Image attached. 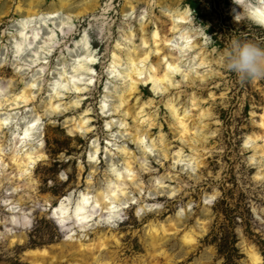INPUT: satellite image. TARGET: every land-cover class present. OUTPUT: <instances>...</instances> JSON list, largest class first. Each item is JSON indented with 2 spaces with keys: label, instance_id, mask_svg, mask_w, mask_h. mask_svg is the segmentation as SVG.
Masks as SVG:
<instances>
[{
  "label": "rangeland",
  "instance_id": "1",
  "mask_svg": "<svg viewBox=\"0 0 264 264\" xmlns=\"http://www.w3.org/2000/svg\"><path fill=\"white\" fill-rule=\"evenodd\" d=\"M29 1L0 0V264H256L254 254L264 264V79L241 81L220 59L233 38L264 46L247 18L255 4L40 0L27 21ZM176 13L187 22L172 33ZM24 28L38 41L14 52ZM134 50L150 53L134 66L142 79L158 61L176 70L140 83L128 115L119 97ZM86 52L96 62L80 71L82 92L59 88ZM172 104L187 118L184 138ZM82 195L90 218L77 224Z\"/></svg>",
  "mask_w": 264,
  "mask_h": 264
},
{
  "label": "bare ground",
  "instance_id": "2",
  "mask_svg": "<svg viewBox=\"0 0 264 264\" xmlns=\"http://www.w3.org/2000/svg\"><path fill=\"white\" fill-rule=\"evenodd\" d=\"M40 0H30L29 2V9H27V16H26V20H30L32 19V17H35L38 15V12L35 11L33 9V6L38 3ZM61 3V9L64 7L65 2L60 1ZM252 3H254L255 5H250L248 11H247V18L253 22L255 25L264 28V0H251ZM236 4L240 5L242 3V0H236L235 1ZM58 10H53L50 12L45 13V15L50 18L53 19L56 17ZM80 15V12L77 14ZM173 23H172V28H171V32L173 33V31L177 30V28L181 25V24H185L186 21V17L183 15V13H176L175 16H173ZM25 27V26H24ZM25 32V28L23 29L22 32H20V41L16 42L15 47H13L14 52H21L22 51V47L23 46H31L34 42L38 41V33H36L35 31H32L30 34V36H28ZM158 32H154L153 33V40L154 43H156L157 38H158ZM66 38V35L63 36V39ZM180 38L183 40L185 45H189L191 43V37L188 34H183L180 36ZM54 39V37H50V41H52ZM164 42L168 41L167 39L163 40ZM156 51H159V49H157ZM112 58L114 63H116V58H117V54L114 52L112 54ZM150 59V53H145V52H136L135 50L129 55L128 57V61L129 64L131 65V67H129V72L126 73L127 77H130V84L128 85V88H126V90L123 92V95L119 97V101H120V106H125V110L127 111L128 115H131L130 112L128 111L127 107L129 105V98L135 94L138 93L139 91V84L140 83H144V84H149V83H153V84H165L167 82H169L170 77L175 73L176 70V60L170 62L169 64H167L166 70L162 71V69H159V65L160 62L158 61L156 63L157 68H154L152 65L150 67V75L148 77H144L143 79L141 78L143 75V70L137 69L134 66L137 65L138 62H143V61H148ZM78 67L75 68L76 70V74L68 79H66V83L64 85L57 83V86L62 87V88H66L67 86L72 85L73 87H75V90L78 92H82V89L79 88V82L82 80V74H81V70L82 71H89L90 67L95 64V59L94 56H92L91 54H89L88 52H86V54L84 56H80L78 58ZM76 62V61H75ZM56 85V84H55ZM59 87V88H60ZM20 99L23 102H29L30 101V93L29 92H21V96ZM54 104H51V107L54 108ZM57 107V105H56ZM51 108V109H52ZM58 108V107H57ZM50 109V108H49ZM169 109H170V113L172 114V116L174 117L175 121L177 122V124L180 127V137L184 138L185 136H187V134L190 133V129L187 125V118L186 116L180 117L177 109L174 107V105H169ZM143 112V108H141L140 112L136 113V115L141 114ZM80 125H82V123L80 122ZM0 127H2V123L0 122ZM261 127L264 128L263 123H261ZM33 125L28 126L22 133H21V138H19L17 143H23V141L28 140L29 138V132L31 129H33ZM25 131H27L28 135L25 136L24 133ZM143 134L142 131H140V129L134 128V138L135 139H139ZM262 155L264 157V145L262 147ZM31 156L27 155L25 157V159H23L24 163H28L31 160ZM36 159H42L44 158V156L42 154H37L35 156ZM10 161L13 162V165L17 168L20 167L21 164H23V162L21 161V159L17 158L16 156H12L10 157ZM131 160H126V164H125V169L128 172L127 177H130V173L132 171V167H131ZM110 193L114 194L115 190H110ZM89 205V197L88 195H82L79 199V201L75 204L74 207V211L76 213V218H77V208L79 207L81 209V211L79 212V216L80 219L77 218L76 223L80 224L83 221H88V219L90 218V215H88L86 213V209ZM114 201H111L108 203L107 205V209L109 211H113L114 210ZM61 227V226H59ZM103 244V243H102ZM40 253V252H39ZM37 253H34V255H36ZM41 254H45V252H42ZM252 260L257 264L259 261V257L257 256V254L251 255Z\"/></svg>",
  "mask_w": 264,
  "mask_h": 264
},
{
  "label": "clouds",
  "instance_id": "3",
  "mask_svg": "<svg viewBox=\"0 0 264 264\" xmlns=\"http://www.w3.org/2000/svg\"><path fill=\"white\" fill-rule=\"evenodd\" d=\"M220 59L241 81L264 79V46L254 41L231 39Z\"/></svg>",
  "mask_w": 264,
  "mask_h": 264
},
{
  "label": "snow or ice",
  "instance_id": "4",
  "mask_svg": "<svg viewBox=\"0 0 264 264\" xmlns=\"http://www.w3.org/2000/svg\"><path fill=\"white\" fill-rule=\"evenodd\" d=\"M33 127H34V125H33ZM24 135H25V136L28 135L27 131H25ZM80 211H81V209L78 207V208H77V214H78V215H77V218H78V219H80V216H79V212H80Z\"/></svg>",
  "mask_w": 264,
  "mask_h": 264
}]
</instances>
